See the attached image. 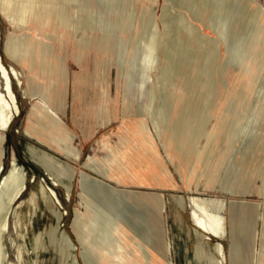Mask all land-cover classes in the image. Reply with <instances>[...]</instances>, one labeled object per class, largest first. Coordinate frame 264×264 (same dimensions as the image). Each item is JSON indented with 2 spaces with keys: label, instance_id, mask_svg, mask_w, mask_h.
I'll list each match as a JSON object with an SVG mask.
<instances>
[{
  "label": "rangeland",
  "instance_id": "374dc122",
  "mask_svg": "<svg viewBox=\"0 0 264 264\" xmlns=\"http://www.w3.org/2000/svg\"><path fill=\"white\" fill-rule=\"evenodd\" d=\"M53 1L49 4L50 9ZM55 1V11L49 21L31 20L26 24L9 20L0 6V56L10 74V85L17 105L15 108L8 98L11 119L0 144V163L4 173L13 159L16 160L24 171L26 183L21 196L10 204L6 230L0 231V264H69L63 255H57L53 250L59 248L60 243L64 246L61 237L66 239L68 247H74L72 252L77 264H101V256L107 258V252L113 256L126 246V238L117 229L123 223L133 227L146 225V210L137 206L144 210H141L144 217L139 213L116 212L115 224H106V221L109 223L106 208L111 210L113 204L102 206L101 199L93 194H85L80 186L82 177L105 180L85 166L90 158L94 157L105 169L108 166L109 171L106 170L111 173L110 162L105 160L107 153H111V164L117 171L122 170L128 176L137 167L146 176L145 183L130 178L124 182L114 179L105 181L115 191L134 192L149 198V206L155 208L158 214L161 241L170 247L166 256L173 264H185L187 254L192 252L194 246L193 228L196 225L191 211L196 208L192 203L193 197L216 205L215 209L209 210L224 220L219 235L206 232L204 234L210 237L203 239L206 250L217 241L222 243L225 254L220 244L215 247L219 256L217 264H229L231 240L229 235L225 236V215L230 216L231 206L238 208L242 205L248 206L251 213L248 214L247 230L238 235L241 248L239 259L241 264H253L250 261V240L255 229V252L260 251V260L264 264V31L255 30L252 52L245 64L237 68L226 63L231 54L232 61L237 60L238 54L243 52V44L250 40V36L248 39L246 37L247 40L238 41V46H235V41L247 32L246 19L251 9L258 4L264 8V0H252L251 8H238L233 34L227 42L221 41L219 55L212 57L207 65L199 57L202 53L199 47L196 49L199 54L191 63L184 64L180 60L161 110L163 120L159 117L161 104H157L154 97L162 84L160 82H163V86L167 85L170 76L165 72L162 77L158 69L165 65L163 58L153 61L157 64L154 68L150 56L153 51L162 55V49H159L160 43L154 46L157 50L148 49L143 31L150 26L155 28L158 42L160 38L161 41L166 38L165 21L161 18L165 0H132V4H128L130 0ZM85 4L87 7H84ZM152 6L155 7L154 13L151 11ZM85 9L93 22L90 28L82 32L84 37L89 38L86 42L79 40L74 32L79 21L84 27ZM132 10L136 15L130 31L131 23L127 18ZM167 10L175 14H187L179 8L169 7ZM62 14L68 16L67 26L59 23ZM187 16L201 26L209 37H216ZM262 17L261 23H264ZM112 27L115 30L114 39L107 35ZM101 33L103 38L99 43ZM10 36L16 41L15 56L6 49V41ZM188 42L185 47L190 44ZM118 55L123 57L120 67ZM12 66L20 83L12 72ZM28 76H32V84L28 82ZM210 80L214 84L210 99L203 105V113L199 118H192L191 112H196L197 107L205 101V97L196 96L195 91L199 88L203 91ZM5 85L6 80L0 71L2 94L5 93ZM25 87L39 90L63 122L62 126L55 127L49 117L38 114L37 105L41 102V96H33L29 92L24 94L22 88ZM170 96L177 101L172 112L166 105ZM179 111L182 114L180 127L174 129L172 125ZM210 117L212 121L206 127L210 128L212 139L208 141L205 134H200L195 145L194 135ZM3 120L0 115V124ZM143 125L146 130L142 129ZM196 126L201 129L197 130ZM69 135L75 137L74 143L80 150L79 160L72 159L77 148L69 144ZM145 136L152 139L155 149ZM31 148L68 166L74 172L73 177L69 178V169L65 170L60 165L52 164L49 173L45 172L43 166L31 158ZM117 151H122L124 156H120ZM223 173L225 187L247 194L231 195L221 190L217 184ZM41 186L53 191L56 203L52 205L62 213L55 237L49 233V227L51 223L55 225V220L50 212H46ZM258 191H262L263 196ZM108 193L106 187H100L99 196L106 197ZM126 196L129 199V195ZM175 196H182L177 204ZM151 197H158V202L153 203ZM116 199L120 203V199ZM223 201L227 203L225 215L222 212ZM103 212L107 213L106 216ZM189 213L192 220L189 219ZM128 215L132 224L126 219ZM17 218L20 220L18 225ZM73 222H77L75 228ZM146 233L147 229L142 237H146L143 236ZM142 237L135 239L141 242ZM55 238L60 241H55ZM127 239L130 241V238ZM138 241L137 245L147 261V252L143 248L145 245L142 247Z\"/></svg>",
  "mask_w": 264,
  "mask_h": 264
},
{
  "label": "bare ground",
  "instance_id": "6f19581e",
  "mask_svg": "<svg viewBox=\"0 0 264 264\" xmlns=\"http://www.w3.org/2000/svg\"><path fill=\"white\" fill-rule=\"evenodd\" d=\"M1 1H2V3H1ZM130 1L128 4H132V0H130ZM51 2H52V0H4V1L0 0V6L5 12L4 15L9 20H15L19 24H26V22H30L31 20L32 21H38V22L39 21L40 22L49 21L50 20L49 18L53 16V11H55V6L57 4V2L54 0L53 1L54 2L53 7H52V9H50L49 4ZM78 2L79 1H77L76 3H78ZM165 2L166 3H165V5H163V8H162L163 12L161 14V18H162V20L164 19V21H165L164 31L166 34V38H163L162 41L160 38V41L158 42L159 39L157 40L156 30H155V28L150 27V26L145 28L143 31V37H144V40L146 41L148 49H150L149 47H151L154 50L155 49L154 46L157 43H160L159 49L160 48L162 49V51H161L162 55H160L159 53L156 54L157 51L156 52L153 51V55L150 56L152 63H154L153 62L154 60L160 61L161 58H163L165 61V65L161 66V68H158V69L161 70V76L162 77H163V75H165L164 74L165 72L167 74H169L168 76H170V79H169V82L167 83V85L164 84L165 86H163L162 85L163 82H160V83H162L161 84L162 87L159 85L160 88L159 89L157 88L158 93H156V91H155V97H154L155 101L157 104H159V105L161 104V107H160L161 109L159 108L160 109L159 117L162 120H163V118H162L161 110H162L163 105H164L165 96H166V93L168 92V88L171 86V80L177 71L178 63L181 62L180 60L184 61V64L191 63L193 60H195L199 54V52H197V50H196L197 47H199V50L201 49L200 52H202V53L199 54V57L203 58V64L207 65L208 61L211 60L212 57L216 58V56L219 55V47L222 43L221 41L227 42V39H230L231 35L233 34V31L235 29L234 23H235L236 11L238 10V8L240 6L245 7V8H247V7L251 8L250 4L252 3V0H165ZM58 4H59V2H58ZM84 7H87V5L85 4ZM169 7H173V8H177V9L179 8V9L185 10L192 20L200 23L204 28H207L208 30L213 32V34H215L216 37L212 38V37H209V34L208 35L205 34L202 31L201 26L193 23L188 18L187 14H184L183 12L180 14H175V13L168 11L167 9H169ZM117 8H118V6H117ZM154 10H155V7L152 6L151 11L153 13H154ZM204 11H206V13H204ZM243 11H245V10H243ZM85 13H86L85 14L86 16L84 19V21H85L84 27L81 26V24L79 23L80 21L78 22L79 24L76 23L77 25H75V23L73 22V26L75 25V31H74L75 34L78 36L79 40L81 39L84 42H86L87 39H89V38L84 37L82 35V32L84 31L85 28H90V25L93 23L90 20L87 9H85ZM135 15H136L135 12L132 10V13L130 14V16H128L129 18H127V19H130L129 23H131L130 24L131 26H129L130 31H132V28H133ZM263 15H264V8L261 4H258L256 7L251 9L248 18L246 19L247 20L246 25L248 27L247 32L243 36H240L239 38L236 39L235 46H238V41H240L241 39L245 38V40H247L248 37L250 36V40L249 41L247 40V42H245L243 44L244 45L243 52L238 54L239 57L236 58L237 60L234 59L231 61L230 60V58H232V54H231L228 57L226 63H229V64H231L237 68L239 67V65L246 63V60L250 57V54L252 52L251 46L253 44V36H254L255 30L259 29V30L264 31V23H261V21H262L261 17ZM79 18H81V17H79ZM262 18L264 19V17H262ZM67 20H68L67 15L62 14L59 17V23H62L64 26H67V24H68ZM78 20H80V19H78ZM242 20H243V17H242ZM108 23L111 24V22H108ZM111 26H112V24H111ZM123 27H125V26L123 25ZM101 28H103L102 25H101ZM241 28H242V26H241ZM114 31L115 30L112 27V31L107 32V35H109L110 38L114 39L115 38ZM124 31H125V29H124ZM246 37H247V39H246ZM101 38H103L102 33H101V35H99V38H98L99 43H100ZM187 41H189L188 43H190V44L185 47L184 45ZM15 42H16L15 39L11 36L8 37V40L6 41L7 51L10 53H13L14 56H15L14 48L16 45ZM258 43L259 42H257V44ZM126 44L127 43H125L123 45L124 46V52H125ZM191 44H194L195 46L193 47ZM225 44L228 45L229 43H225ZM155 50H157V49H155ZM122 59H123V57L118 55L117 60L119 62L118 63L119 67L121 65ZM154 64H155L154 65V68H155V66L157 64L156 63H154ZM11 69H12V72L15 73L17 81L20 83V79L18 77V74L15 72L13 66L11 67ZM0 71L6 80L5 93L2 94L0 92V115H1V118L4 119L3 122L0 124V144H1L3 142L4 136H5L4 132L8 128V125H9V122L11 119V113H10V109H9V108H11V103H10L9 99L13 102L15 108L17 105L15 104L14 92H13L11 85H10L11 77H10L9 72L6 70V68L4 67V65L1 61V56H0ZM27 79H28V82L30 84H32V82H31L32 76H28ZM167 79H168V77H167ZM163 81H166V80H163ZM22 89H23L24 94H26L27 92H29L33 96H35V95L39 96V94H40V92L37 88L34 89L31 87L30 89H27L25 87ZM197 89H198V86H197ZM213 89H214V84H213L212 80H210V82H207L205 84V88L203 89V91L201 90V88H199L198 91L197 90L195 91V92H197L196 96L202 95L203 97H205V101L202 105L197 107L196 112L195 111L191 112L192 113L191 115L193 116L192 118H196L203 113V111H202L203 105L205 104V102L207 103L208 99H210L209 94L211 93V91H213ZM193 90L194 89H192L191 91L193 92ZM172 93H173V95H176V93H174V92H172ZM40 96H41L40 97L41 102L39 103V105H37L38 114L41 116L49 117L55 127L62 126L63 122L61 121V119L59 118L57 113L49 106V104L45 101V98L41 94H40ZM185 104H187V100L185 101ZM185 104L183 106H180V108H183L185 106ZM166 105L168 106L169 110L172 112L175 105H177V101L173 97L170 96V98L167 100ZM6 111H8V112H6ZM180 113L181 112L179 111V113L176 115L175 122L172 125V126H174V129H177L180 127V120L182 117V114L180 115ZM204 114H205V112H204ZM211 121H212V118L210 117L208 120L205 121V123L203 122L204 124H203L202 129L200 127L196 126L198 128L197 130H199V128L201 129V130H199V132L197 131L198 133L196 136L191 132V136L194 135L193 143L195 145L197 144V139L200 136V134L201 135L205 134L207 136L208 141H210L212 139V137H211L212 132L210 131V128L208 126L206 127V125ZM163 130H164V134H165L166 133L165 126H164ZM166 137L168 138V136H166ZM67 139H68L70 145H74L77 148V150L72 154L73 157L71 156L73 160H77L80 156V150H79L78 146L76 145V143H74L75 137H74V135H69V137H67ZM31 158L36 160L38 163H40L43 166V169L45 170V172H47V173H49V170H50V167L52 166V164L55 166L60 165L65 170L69 169V171H70L69 178L73 177L74 172L71 171V169L68 166L61 165L57 160H54L49 155H47L46 153H44L42 151L37 150L36 148H31ZM208 162L209 161H207V163ZM18 166L19 165L16 162V160L13 159L11 165L3 173L2 172L3 167H2V164L0 163V231H5L7 228V219H8L9 213H10V204L13 201L17 200L21 196L22 192L26 189L25 179L23 177L24 171L20 166L19 167ZM85 166L87 168L94 170V171H97L98 173H100L104 176L110 177L111 173L108 172L109 171L107 169L108 166H106V169L108 170L107 171L105 169L104 165L102 166L94 158H90L87 161V163L85 164ZM189 175H191V174H189ZM189 177H191V176H189ZM53 180L55 181V179H53ZM56 183L57 182H54V184H56ZM80 186H81V188H83L85 194H87V193L90 195L93 194V195H96V197H98V199H101L100 203H102V206L106 205V204H110V205L113 204L114 207L112 206L111 210L106 208V211H108L107 213L109 214V215H107V219H108L109 223H107V221H106L107 219L105 217V219H106L105 223L106 224H109V225H110V223L115 224V221H117L116 214H115L116 212H120L122 214H123V212H128L130 214L139 213L142 217H144L143 216L144 213L141 211L143 209L140 210L137 207V205L132 204V202L129 199H127V196H126L127 194H125V192L115 191L114 188L107 181H105L101 178L89 179L87 177H82L80 180ZM102 186L106 187V189L109 191V193H108L109 195L106 197L105 196H99L100 187H102ZM66 189H67V192L69 193V188L67 185H66ZM41 194H42V199H43V202L45 205L46 212H50L51 215H53L54 220H55V225H54V223H51V225L49 227L50 235L55 237L56 231L58 229L57 225H58L59 220L62 218V213L58 209H56V207H54L52 205V204H55L56 201H54V199H53L55 197L53 196V191L51 189H46L44 186H41ZM116 198L120 199V203H119V200ZM32 199L34 200L35 196H33ZM95 200L97 201V199H95ZM126 200H128L129 202ZM192 203L195 206L196 210L193 209L191 211V216L195 220V225H196L198 231L199 230L202 231L203 235H205L204 233H206V232H209L213 235H219V233L222 231V228L224 225V220L221 216L215 215L213 211L209 210V208L215 209L217 206L213 205V203H211L208 200L199 199L197 197L192 198ZM118 204H120L119 207H117ZM99 207H101V206H99ZM197 210L199 212H201L204 216L203 217L200 216L198 214ZM208 211H210V212H208ZM98 212H97V214H98ZM99 214H101V213H99ZM102 214H105V213L103 212ZM106 214H105V216H106ZM98 217H100V216L98 215ZM126 219L129 220L131 224L133 223L130 220L129 215L127 216ZM19 221L20 220H18V218H17L16 219L17 225H18ZM52 225H54V226H52ZM76 225H77V222H73V228H75ZM106 226H108V225H106ZM106 228H108V227H106ZM134 228L136 229L137 233L142 237L143 232L147 229V225H144V226L141 225V227L134 226ZM107 230L106 231L104 230V231L107 232ZM101 235H102V233H101ZM141 240H143V241H141V242H139L138 240L137 241L143 247V245H145V243H146L147 238L142 237ZM55 241H60V240L58 238H55ZM61 241L64 243V246H62L60 243L59 248L55 246L56 248L53 250L56 252L57 255H63L68 260L67 262L69 264H77L76 259L74 257V254L72 252L74 250V247L73 246L68 247L67 241L64 237H61ZM85 246L86 245H84V247ZM66 249H68L70 251L66 252L67 251ZM204 249H205V247H204ZM86 254H88V253H86ZM143 254H144V252H143ZM256 254L259 255L260 254L259 251ZM83 259H86V258H83ZM259 261H260V259H259ZM37 264H38V262H37Z\"/></svg>",
  "mask_w": 264,
  "mask_h": 264
},
{
  "label": "crops",
  "instance_id": "0c3cea01",
  "mask_svg": "<svg viewBox=\"0 0 264 264\" xmlns=\"http://www.w3.org/2000/svg\"><path fill=\"white\" fill-rule=\"evenodd\" d=\"M142 129L146 130V127L143 125ZM145 137H146V141L149 142V144L153 145L155 149L152 139L148 136H145ZM156 142L158 144V141ZM117 153L120 154V156H124L122 151H117ZM111 157H112L111 153H107L106 158H105V160H108V162H110V172H111L110 177L104 176L92 169L91 170L94 171L95 174L104 178L105 180L114 179L116 182H124L127 178H130L132 180H136L138 183L146 182V176L144 175V173L139 172L137 170V167L135 171H132V172L130 171L128 176L126 173L122 172V170H120V172L117 171L116 168H114L111 164L112 163ZM156 157H157V153H156ZM151 167L153 168V166ZM224 178H225V173H223V176L218 180L217 185L218 187L220 186L221 190L231 195L247 194L241 191L229 190L224 185ZM261 192L258 191V194H261ZM125 194L129 195L128 198L131 200L132 204L137 205L141 208H144L148 214V218H147L148 221L146 223L147 233L144 235L146 236L147 240L145 243V247H143L145 251L147 252L148 261L144 260L141 249L138 247L137 240L135 239L137 237L140 238L141 236L137 233L136 229L133 226L127 223L125 224L123 223L122 225H120L119 229L117 230H119L122 233V235L126 238V242H125L126 246L121 251L115 252L113 256H110L109 252H107V255H106L107 258H104L101 256V259H102V260L100 259L101 264H107V263L109 264H139V263L140 264H173L172 260L166 256V254H169L170 247L168 244L166 243L164 244L161 241V236L158 231L159 230L158 229V222H159L158 214L155 208L149 206L148 204L149 198L146 195H141V194H137V193L129 192V191H126ZM180 197L182 196H175L174 199L176 201V204L179 202ZM151 198H152L151 201H153V203L158 202V199H157L158 197L157 198L151 197ZM223 202H224V207H223L222 212L225 215L227 203L226 201H223ZM162 207H163V204L161 203V209ZM249 212L251 213V211H249L248 206L246 205H242L241 207H238V208H234V207L232 208L231 206L230 216L227 217L225 215V218H226L225 236L229 235L230 240H231V245L229 249L230 251L229 252L230 253L229 254V264H241V261L238 256L240 253V249H241L240 240L238 238V235L242 234L243 232L247 230V227H248L247 225L249 222L248 219L250 218L248 217ZM256 217H258V213ZM189 219L192 220L190 218V213H189ZM193 232L195 234L194 246H193L192 252L190 254L189 253L187 254L185 264H208V263L217 264L216 261L219 259V256L217 255V252L215 251V247L217 244H220L224 251V247L222 243L217 241L213 244V246L209 250H206L204 249L203 239H208L210 235H203L202 231L200 230L198 231L196 227L193 228ZM255 234H256V230L254 229L252 233V239L250 240V250H251L250 251L251 252L250 261L253 264H263L261 260L259 261L261 255L260 254L258 255L255 252V249H256L255 248ZM224 237H221V238L215 237V238L221 240V239H224ZM127 238H130V241H128ZM224 254H225V251H224ZM263 256L264 255H262V257Z\"/></svg>",
  "mask_w": 264,
  "mask_h": 264
}]
</instances>
